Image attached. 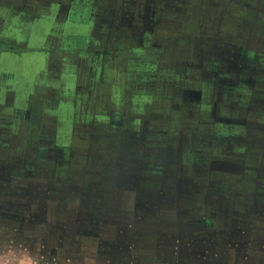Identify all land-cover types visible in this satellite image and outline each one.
Wrapping results in <instances>:
<instances>
[{
  "label": "rangeland",
  "instance_id": "obj_1",
  "mask_svg": "<svg viewBox=\"0 0 264 264\" xmlns=\"http://www.w3.org/2000/svg\"><path fill=\"white\" fill-rule=\"evenodd\" d=\"M65 1L0 0V264H264V105L248 101L264 99V0H90L73 21ZM111 47L122 58L99 100L91 52ZM213 63L245 104L215 94ZM138 67L152 88L136 87ZM183 86L199 92L193 107ZM210 101L242 134L215 137ZM206 152L238 171L210 174ZM115 167L136 187H116Z\"/></svg>",
  "mask_w": 264,
  "mask_h": 264
},
{
  "label": "flooded vegetation",
  "instance_id": "obj_2",
  "mask_svg": "<svg viewBox=\"0 0 264 264\" xmlns=\"http://www.w3.org/2000/svg\"><path fill=\"white\" fill-rule=\"evenodd\" d=\"M43 1H45V0H43ZM122 1L123 0H121V2ZM149 1L151 2V0H145V4H147V2H149ZM72 4H78V5L79 4H84V5L91 6L92 2H90V0H67V1H65V3H64V5H65L64 13H63V20H65V21H73L74 20L73 7H72L73 5ZM142 4H143V2H142ZM145 11L146 10H144V12ZM145 14L143 16L147 20H146V22H143V23H144V26L146 27V24H149L150 22H153V19L148 18V16L146 17L147 14L146 15ZM125 17L126 16L119 17L120 21L118 23L121 25V23L125 21L124 25L128 26L129 25V23H128L129 20L123 19ZM137 17H138V15H137ZM148 21H150V22H148ZM110 22L112 24L113 19H110ZM36 28L37 29H41L42 28L41 24H37ZM135 29H136V27H135ZM59 35H61V34H56V35L54 34L53 38L54 39H59V41L62 38L63 39L64 38L65 39L68 38V39H70L72 41L80 38V37H75L74 35H71V34L70 35H67V34L62 35L59 38ZM8 48H11V47H8ZM91 53H92V56H93L94 60H92V67H91L92 70L90 72V79H89L90 88L88 90L89 91H94V92L96 91L98 93V95H100V93H102V95H100L98 97V99L101 100L102 96L104 97V94H105V85H106L105 70L107 69L108 66L115 65L116 63L119 64L120 63V59L122 58V56L120 54L121 52L118 51L116 48H113V47L108 48V49L103 48L101 50L93 49ZM242 54H245L243 50H237L236 49L233 52V55L231 57L233 59H237L238 60L239 59L238 56H241ZM230 62L235 63L234 61H230ZM96 65H97V68L95 67ZM95 68H96V72L93 74V70ZM208 68H209V71L211 72V74L216 76V77L214 76L215 77L214 82H216V86H215V90L214 91H215L216 95L219 94V93H221V95L222 94L226 95V94H229V92H230L229 90H234V91L237 92L236 94H234V96L238 97V98H241V99H237V101H239L241 103H244V104L247 102V101H243L242 100L241 94L244 91H242L241 88H240V85H242V83H241V80L239 78L222 75V74H224L222 72H221L220 75L215 74L216 72H219V67L216 65V63H213V64L209 65ZM237 68L238 67H236V70H237ZM152 73L153 72L151 70H149L148 68L145 69V68H142V67H138V69L136 70L135 74H136V76H138V75L139 76H143V78L141 80H138V81L136 80L137 81L136 84H135L136 87H141L142 90L152 88V86L154 85L153 82L155 81ZM67 78L70 79V75L69 74L67 75ZM219 86H221V88ZM78 87H79L78 85H75L74 88L77 89ZM175 91H176L178 97H181L183 99H187L186 101L189 102V105H187V106H189V107H193V103L198 99V96H199V92L197 91V89L192 88V87H187V86H185V87L184 86L183 87H175L174 88V92ZM111 99H115L114 96H111L110 100ZM249 99L250 100H248V101H251L254 105H255V103L264 105V99L256 98V97H253V96L249 97ZM190 100H193V101H190ZM135 101H143V100H135ZM150 101H154V99L152 98V100H150ZM142 103H141V106L144 109V107H146V105H145V103H143V104ZM166 105H167V107H169V109H170V107H175L174 103H172L170 101ZM214 105H216V104L214 103ZM214 105H213V101H210L207 109H204V112H205V114H207L209 116V118H210L209 122L213 123L214 126L216 127V130L213 131L215 133V137L217 139H219V140H223V139L227 140L228 137H230L229 134H235V135L236 134L237 135L238 134H242L241 133L242 132L241 128H243L242 126H243L244 121H242V120L237 121L235 119L228 118L227 115H224V114H222V115L216 114V110H215ZM248 110H250V112H251V119L252 118L256 119L257 115L253 112V110H251V109H248ZM163 112H164V110L158 107L155 110V115L156 116H161ZM16 113L19 114L20 112L16 111ZM109 118H110L111 122L115 123V121L112 119V115H108L107 119H109ZM90 119L91 118L85 119V122L90 121ZM228 126L229 127L233 126L235 130H233V131L232 130H227L226 128H228ZM138 129H139L138 125L130 124V129L129 130H131V131L133 130L134 132H136ZM171 137H173V135H170V136L168 135L167 139L171 138ZM196 160H197V157L195 159V158H193V156H190L189 163L192 164L193 161L196 162ZM203 161L207 165V171L210 174H212L214 176H217V177H220L222 175L221 172H219L218 170L224 169L228 173H235L239 169V166L236 165V163L234 164L231 161H227L225 159V157L220 156L218 154L217 155H215V154L208 155V152H206L205 156L203 158ZM113 175H114V178H116V182H115V186L116 187H118L120 184H123L124 186H126L127 184H131L132 186L136 187V184L134 183V181L132 182L130 180V178H132V179L134 178L135 179V174H133V172L130 169H124V168H121V167H115V170H113V172H112V176ZM131 192H132V195L130 197V200L133 201V200H135L134 195H136V194H135L134 190H132ZM254 194L255 193H251V199L254 198ZM126 211H127V208H126ZM255 215L256 214H254V215L251 214V218H255ZM231 232L232 231H229V234ZM234 232L238 233V235H242V236H240L241 238H243V235L245 234V232H243L242 230L233 231L232 234ZM247 240H249V239H247ZM255 240H256V238L251 235V242H255ZM241 242L243 243L244 240L240 241V243ZM232 243H233L232 241L229 242V244H232ZM260 249H262V247H260Z\"/></svg>",
  "mask_w": 264,
  "mask_h": 264
},
{
  "label": "clouds",
  "instance_id": "obj_3",
  "mask_svg": "<svg viewBox=\"0 0 264 264\" xmlns=\"http://www.w3.org/2000/svg\"><path fill=\"white\" fill-rule=\"evenodd\" d=\"M18 264H40L38 258H33L31 256L23 257L21 260L18 261Z\"/></svg>",
  "mask_w": 264,
  "mask_h": 264
}]
</instances>
